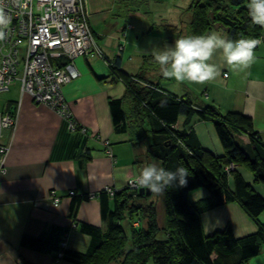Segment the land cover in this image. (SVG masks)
<instances>
[{
	"label": "crops",
	"instance_id": "0c3cea01",
	"mask_svg": "<svg viewBox=\"0 0 264 264\" xmlns=\"http://www.w3.org/2000/svg\"><path fill=\"white\" fill-rule=\"evenodd\" d=\"M115 1H119L120 8L121 0ZM105 5L106 0H98L96 7L103 8ZM124 8L118 13L124 17L122 29L126 38V32L134 27L128 17L132 7L126 8L125 13ZM186 15L184 24L162 23L159 26H165L163 31H173L179 37L189 36L191 13ZM90 30L93 37L90 53L74 61L79 77L62 88L71 118L86 128L85 133L70 132L66 121L53 109L35 103L29 94L21 92L17 80L10 85L8 95L0 102L1 110H17L4 172L0 174V264H73L54 260L51 254L20 247V237L24 234L36 236L52 225L67 229L68 248L84 251L89 238L79 231L76 223L82 221L105 228L96 194L104 186L117 190L124 188L128 179L136 178L144 166L155 160L148 158L145 147L139 141L130 140L128 132L114 131L108 107V98L114 95L109 93L106 85H101V76L115 80L111 66L115 64L116 56L119 57L118 68L127 72L122 60L125 46L116 44L114 50L101 46L97 42L99 35L91 27ZM213 31L226 36L222 29ZM165 38L169 41L165 46H173L178 36ZM261 40L264 41V32ZM156 53L153 52L151 56L154 58ZM102 60L107 67L97 69L98 65L102 66ZM210 63L219 67L220 76L205 84L166 78L157 62L146 72V78L158 83L166 92L189 98L197 108L211 104L220 113L236 111L249 116L253 129L264 142V43L257 46L255 61L246 70H233L219 51L213 55ZM187 129L192 130L202 148L222 155L223 149L211 122L194 116ZM102 139L109 141L111 157L105 153ZM236 140L247 147L245 135H240ZM235 170L264 197V184L254 182L252 174L241 165L235 166ZM228 184L231 185L230 179ZM70 192L80 197L73 215L69 213ZM54 196L59 198L57 205L52 204ZM207 197L208 192L202 187L188 192L192 202ZM257 219L264 225V210ZM200 221L205 234L221 230L227 224H230L235 237L254 233L257 229L256 223L236 202L203 211ZM247 264H264V245L258 256Z\"/></svg>",
	"mask_w": 264,
	"mask_h": 264
},
{
	"label": "trees",
	"instance_id": "16d2710c",
	"mask_svg": "<svg viewBox=\"0 0 264 264\" xmlns=\"http://www.w3.org/2000/svg\"><path fill=\"white\" fill-rule=\"evenodd\" d=\"M248 3L249 0H193L188 6L189 35L222 29L232 40L261 39L264 27L252 23ZM114 63L112 77L124 85L121 97L108 98L114 131L128 132L130 140L138 142L140 135L129 124L127 110H131L135 120L147 115V155L166 170L180 166L188 170L186 187L173 185L161 195L164 238L157 237L161 229L157 223V201L143 203L141 200L146 194L139 195L138 190L124 187L111 195L104 189L96 194L105 228L82 221L76 223L79 231L89 238L84 251L68 248L67 242L61 246L67 229L52 225L36 236L22 235L19 246L73 264H145L149 258L154 264H247L264 245V225L257 219L264 210V197L235 170V166L241 165L252 174L254 182L264 184V142L253 129L251 118L236 111L220 113L211 104L197 108L189 98L166 92L146 78V72L156 63L151 55L142 56V63L134 74L118 68V56ZM194 116L212 123L222 155L202 148L192 130L187 129ZM240 135L247 137V147L236 140ZM199 187L208 192V197L190 201L188 192ZM79 200L73 193L70 215ZM229 202L240 205L256 223V231L235 237L227 224L221 230L205 234L200 214ZM126 215L130 221L124 219ZM134 216L138 217L137 221Z\"/></svg>",
	"mask_w": 264,
	"mask_h": 264
},
{
	"label": "built area",
	"instance_id": "2783aa9c",
	"mask_svg": "<svg viewBox=\"0 0 264 264\" xmlns=\"http://www.w3.org/2000/svg\"><path fill=\"white\" fill-rule=\"evenodd\" d=\"M21 3L25 7L9 4L6 9L11 24L6 40L0 42V93L9 90L17 80L21 92L29 94L35 103L53 109L66 121L70 132L85 133L86 128L71 118L62 91L63 86L79 77L75 59L89 54L93 46L82 0H21ZM16 120L17 110L0 109V174L4 172ZM101 142L111 157L109 141ZM136 178L128 179L125 187L138 190ZM103 189L110 195L117 190L111 186ZM58 202L59 198L54 196L52 204ZM60 245H66V237Z\"/></svg>",
	"mask_w": 264,
	"mask_h": 264
},
{
	"label": "rangeland",
	"instance_id": "374dc122",
	"mask_svg": "<svg viewBox=\"0 0 264 264\" xmlns=\"http://www.w3.org/2000/svg\"><path fill=\"white\" fill-rule=\"evenodd\" d=\"M121 7L127 6L123 0H121ZM127 1L128 8L132 7L129 11V20L133 25V29L126 32V38H124L125 32H123L122 26L125 23L124 17L119 16L118 2L115 0H106L107 8H98V0H83V6L85 14L87 15L88 23L91 29L99 35L97 42L104 47L114 50L113 46L116 44L125 46L122 60L124 62L125 70L128 73H136L140 66L143 55H151L153 52H159L165 48V43L169 41L165 36L178 39L185 37L182 35H176L173 31H163L166 27L159 26L162 23H173V25L184 24L187 20V15L190 14V9L187 8L193 0H125ZM100 9V10H99ZM102 9V10H101ZM96 11V12H94ZM101 11V12H100ZM106 13H109L105 16ZM183 13V14H181ZM118 14V16H117ZM181 14V15H180ZM168 28V26H167ZM163 29V30H162ZM170 29V28H169ZM118 42V43H117ZM102 66L98 65L99 68H106L107 65L100 61ZM106 65V66H105ZM101 85L108 88L109 93L114 95L115 98H119L124 93V85L120 79L113 80L112 78L100 77ZM107 81V82H104ZM10 88V87H9ZM9 90L0 93V102L4 99ZM129 105V104H128ZM129 124L135 128L136 134H139V141L142 147L149 144V138L147 134V115L143 118L135 120V115L131 110H127ZM144 120V121H143ZM143 125V126H141ZM151 156V155H150ZM148 155V158L150 157ZM151 158V157H150ZM149 158V159H150ZM151 160V159H150ZM150 163H156L160 166L157 160H152ZM149 163V164H150ZM141 202H149L150 200L157 201V223L159 228L163 225V216L161 210V195L149 194L144 195ZM125 220L130 221L128 215L124 217ZM138 217L134 216V220L137 221ZM140 222V221H138ZM157 237L164 238L163 229H159ZM258 256V255H256ZM255 257V256H254ZM253 258V257H252ZM251 258V259H252ZM112 264H117L116 262ZM145 264H154L153 260L149 258Z\"/></svg>",
	"mask_w": 264,
	"mask_h": 264
},
{
	"label": "clouds",
	"instance_id": "9594fccd",
	"mask_svg": "<svg viewBox=\"0 0 264 264\" xmlns=\"http://www.w3.org/2000/svg\"><path fill=\"white\" fill-rule=\"evenodd\" d=\"M9 4L16 8L25 7L21 0H0V42L6 40L11 24V16L6 11ZM247 7L252 23L264 27V0H249ZM261 43L264 41L259 38L232 40L213 31L181 37L173 46H165L157 52L154 59L166 78L175 79L177 82L205 84L220 76L219 67L210 63L217 51L233 70L242 71L255 61V49ZM188 177V170L183 166L166 170L156 163H150L141 169L134 183L155 195H164L173 185L186 187Z\"/></svg>",
	"mask_w": 264,
	"mask_h": 264
},
{
	"label": "water",
	"instance_id": "95a60500",
	"mask_svg": "<svg viewBox=\"0 0 264 264\" xmlns=\"http://www.w3.org/2000/svg\"><path fill=\"white\" fill-rule=\"evenodd\" d=\"M137 193H138L139 195H143V194L148 195V194H150L151 192H150V190H148V189H146V188H139L138 191H137Z\"/></svg>",
	"mask_w": 264,
	"mask_h": 264
}]
</instances>
